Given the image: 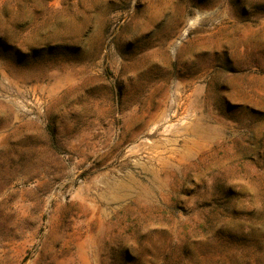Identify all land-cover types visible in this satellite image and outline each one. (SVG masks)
Here are the masks:
<instances>
[{
  "label": "rangeland",
  "instance_id": "rangeland-1",
  "mask_svg": "<svg viewBox=\"0 0 264 264\" xmlns=\"http://www.w3.org/2000/svg\"><path fill=\"white\" fill-rule=\"evenodd\" d=\"M244 1L0 0V264H264Z\"/></svg>",
  "mask_w": 264,
  "mask_h": 264
},
{
  "label": "trees",
  "instance_id": "trees-1",
  "mask_svg": "<svg viewBox=\"0 0 264 264\" xmlns=\"http://www.w3.org/2000/svg\"><path fill=\"white\" fill-rule=\"evenodd\" d=\"M250 10L264 14V1L253 3L252 5L251 3L244 1V12L248 13Z\"/></svg>",
  "mask_w": 264,
  "mask_h": 264
},
{
  "label": "bare ground",
  "instance_id": "bare-ground-1",
  "mask_svg": "<svg viewBox=\"0 0 264 264\" xmlns=\"http://www.w3.org/2000/svg\"><path fill=\"white\" fill-rule=\"evenodd\" d=\"M172 31V30H171ZM172 34V33H171ZM175 34V33H174ZM170 36V35H169ZM149 82H151V81H149ZM148 83V82H147Z\"/></svg>",
  "mask_w": 264,
  "mask_h": 264
}]
</instances>
